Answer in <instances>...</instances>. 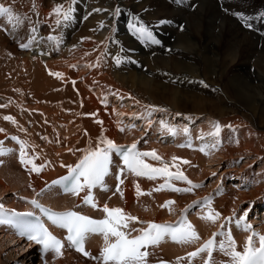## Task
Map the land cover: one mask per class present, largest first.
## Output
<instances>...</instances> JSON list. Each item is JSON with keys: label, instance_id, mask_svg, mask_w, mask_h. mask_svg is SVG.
<instances>
[{"label": "bare ground", "instance_id": "bare-ground-1", "mask_svg": "<svg viewBox=\"0 0 264 264\" xmlns=\"http://www.w3.org/2000/svg\"><path fill=\"white\" fill-rule=\"evenodd\" d=\"M3 1L4 6L9 5V1L16 2ZM18 2L21 3L19 8L22 14L32 7V12L38 14L35 23L47 24L49 31L46 34L35 32L36 40L30 41L34 45L29 47L27 53H20L9 45L11 43L8 41L14 38L15 30L14 33L9 32L10 37L5 38L0 34V105H7L0 107V129H4L0 132V141L3 148L12 150L0 155V204L4 209L15 211L31 208L33 198L55 207L78 206L87 190L79 195L62 194L50 185V181L68 172L67 166H75L84 150L95 148L101 135L115 143L138 142L139 130L143 127L149 130L151 125L153 133L150 131L149 149L155 150L169 163H173L172 157L189 161L190 164L176 161L188 177L196 174L202 180L208 179L209 172L214 168H209L208 161L214 165V160L229 161L243 155L252 163L264 158V18L260 15L264 13V5L260 9L243 12L253 18L250 21L252 27L248 28L232 15L234 9L222 0H195L197 5L194 11L173 8L163 0H74L71 4L75 9L72 22L69 20L59 25L56 16L50 13L55 5L69 6L70 0ZM116 8L120 9L118 16L113 15ZM94 9L105 11L95 12ZM18 17L24 21V15ZM139 17L159 43L142 39L130 28V24L140 23ZM185 20L187 26L183 31L173 26L174 21L183 23ZM82 22L86 25L81 26ZM101 23L104 27H100ZM68 24L74 26L68 28ZM0 27L6 28L5 25ZM21 32L26 40V30ZM118 56L124 58L119 65L115 59ZM50 73H62L63 76L58 78ZM103 96L109 97L110 102H101ZM149 106L167 111H155L151 119L147 115ZM122 114L136 117L141 128L136 126L129 129L121 124L119 116ZM202 114L209 116L197 117ZM5 116L13 117L16 123L4 120ZM161 121L174 124L179 138L166 134ZM217 121L222 126L220 143H224L221 148H213L216 140L208 135ZM190 125L194 131L189 130V135H185L183 129ZM228 125L232 126L231 129ZM10 134H18L22 141H26L30 146L27 148L28 155L38 157L34 160L37 166L44 165L39 174L30 170L31 165L25 167L20 163V145L8 139ZM194 134L197 141L192 137ZM162 137L176 144L187 141L188 137H192L194 143H200L203 137V143L209 144V158L198 150L181 152L175 145L161 147L157 143ZM145 163L162 166L147 157ZM195 165L200 169L194 168ZM234 169L229 166L219 178L224 180L223 173ZM170 171H175V168H170ZM240 176L237 174L233 179L237 180V185L243 184L244 179ZM112 179L109 178L108 183ZM122 180L120 189L123 196L110 188L107 192H98L95 201L98 209L107 204L138 218L130 222V228L143 229L148 222L174 220L186 209L183 205L177 212V202L192 199L186 195L171 196V191L167 190L154 191L165 183L164 177L149 180L126 172ZM253 180L255 182L251 181L249 194L245 192L231 196L223 191L216 198L209 196L212 198L211 207L221 214L217 220L220 223L200 218L208 208L202 209L196 217L190 214L188 221L195 227L200 239L190 244L163 241L151 248L148 263L170 259L173 264H178V261L179 264H188L186 254L225 224V218L231 217L240 203L263 194L261 175ZM136 184L142 192H150L151 195L137 197ZM11 193L19 194L18 198L14 195L9 198ZM197 193L202 195L200 190ZM167 200L175 202L170 206L171 211L168 207H161ZM87 208L94 214H105L98 209ZM256 211L257 219L254 221L259 226L254 231L264 235V207ZM143 218L146 223L141 222ZM228 227L237 250L242 252L251 232L231 224ZM137 233L139 231L131 232ZM222 239L225 237H217V241ZM254 243L259 247L258 239L254 238ZM242 246L243 249H240ZM103 247L105 242L102 235H90L88 249L91 257L96 259L83 257L66 247L60 256L48 251L46 262L39 263L35 252L25 249L21 239H16L9 226L0 225V261L3 254L9 258L12 253L20 254V249L24 251L19 256L24 264H103L100 259ZM14 256L11 259L15 261ZM200 257L192 260V263L204 262L207 255ZM213 260L215 264H229V257L219 251L213 253Z\"/></svg>", "mask_w": 264, "mask_h": 264}, {"label": "snow or ice", "instance_id": "snow-or-ice-1", "mask_svg": "<svg viewBox=\"0 0 264 264\" xmlns=\"http://www.w3.org/2000/svg\"><path fill=\"white\" fill-rule=\"evenodd\" d=\"M73 2L74 0H70V4L67 7L63 4H58L53 7L50 15L56 16L57 25L72 19L73 12L75 11L71 6ZM176 2L179 3L182 2V0H176ZM93 11L100 12L105 10L94 9ZM119 14L120 9L116 8L113 15L118 16ZM232 15L236 16L245 27H252L250 21L253 18L251 16H246L242 12H233ZM260 15L264 18V13H261ZM0 17H6L8 22L14 24V26H18L22 23L20 18L13 14L10 7H6L2 4H0ZM161 23H164V21H161ZM129 26L142 39L152 43H159V41L154 38L153 32L142 22L138 24L133 23ZM100 27H104L103 23H101ZM32 31L35 32V29H32ZM32 39H35V37ZM49 39L55 38L49 37ZM20 46L21 48L27 49L30 44H21ZM115 59L117 65H119L124 58L118 56ZM50 75H54L58 78H62L63 76L62 73H50ZM201 83L203 84L202 81ZM6 106L7 105H0V107ZM149 109L150 110L147 113L149 117L155 111H167V109H159L155 106H149ZM3 119L13 124L16 123L15 119L11 116H5ZM98 123L102 124L103 122L98 121ZM149 124H151L150 120ZM131 127L135 126L132 125ZM161 127L163 130L168 131L170 135L175 136L178 134V129L168 125L164 121H161ZM227 127L231 129L232 126L228 125ZM2 131H4V129H0V132ZM120 131H124V129L121 128ZM221 131L222 126L218 121L215 122L213 124V131L208 134L213 136L216 140V143L212 145L213 148H218L220 145ZM183 132L185 135H189V130L187 128L183 129ZM11 139L16 140L20 145V163L25 167L31 165L30 170L39 174L43 170L44 165L37 166L34 160L38 157H31L28 155L27 148L30 147L28 143L20 140L18 137H11ZM201 139H203V137H201ZM31 147L34 148L35 146ZM179 147L193 148V143L189 138L185 144L179 145ZM208 147V145L204 144L194 150L201 151L207 155L209 154ZM11 151V149H4L3 142L0 141V155H5ZM113 154L120 158L123 165V167L118 169L116 174V179L119 182L116 191L120 192L121 196H123V192L121 191L119 184H122L123 180L120 177L125 169L136 177H145L149 180L164 177L165 183L159 185L154 191L167 190L173 192H191L193 189L203 186L201 184H195L189 180L188 177L184 175L183 171H181L180 165L176 163L177 160H181L183 164H190L189 161L182 160V158L172 157L173 163L171 167L176 169L175 172H173L170 171L169 163L163 161L162 158L157 155L155 150H152L151 152H141L137 148V143H133L129 146H121L103 135L98 138L97 146L95 148L89 147L84 150L82 158L75 166H67L68 175L53 181L52 184L63 185L64 190L73 195H79L80 192L87 190L83 197L84 204L91 206L93 209H98V204L95 201L92 190L99 187L101 191H109V188L105 183V177L111 174L110 169L113 165ZM146 157L160 161L162 166L154 167L151 164L145 163ZM213 175H215V173H213ZM172 181H183L188 187H175ZM135 188L137 197L145 194L151 195L150 192L143 193L138 184L135 185ZM30 203L34 207L39 208L54 226L67 230V236L65 239L68 241L69 246L75 248L76 251L82 253L86 257H91V254L87 252L84 247L88 237L90 235H102L104 237L105 247L101 249L100 259H102L103 264H148L147 258L150 254L148 249L159 245L166 238L171 239L174 243L180 244L195 243L200 239L195 227L188 221L187 216L183 213L181 219L175 225L148 222L146 228L134 229L130 228V222L137 221L138 218L124 213L120 208H109L107 204H105L102 209H98L105 213V218L96 220L75 211L54 212L50 209L44 208L36 200L30 201ZM173 203L175 202L167 201L164 205H161V207H168L169 211H171L170 205ZM200 203V201H196L193 205H189V208L198 206ZM203 205L208 208V211L200 218L215 223L220 218L221 214L211 207L212 198H204ZM187 211L188 209H185L184 213H187ZM32 215L31 212L18 213L13 211L10 214L6 213L4 206L0 204V224H9L19 227L21 229L19 234L25 235L29 240L42 245L44 253L51 250L55 252L57 256L62 255L63 243L60 239L53 236L39 220L32 222L24 219L25 217H31ZM247 216L248 213L244 212V214L235 221L238 228H241L243 231L251 232V235L245 242V247L242 252L237 250V245L231 234V230L229 229L227 232L223 231L224 226L222 225V230L214 233L212 239H209L196 251L188 254L187 259L189 260V264H191L193 259L200 257L202 254L207 255L205 264H215L213 253L216 251L229 257V264H264V235H261L252 229V225L247 223ZM226 220L231 223L232 218L229 217L226 218ZM133 231H139L140 235L132 237L131 232ZM221 236L225 237V239L217 241L216 238ZM110 237L115 238V242H110ZM254 238L259 240V247L255 246ZM91 258L96 259L95 257Z\"/></svg>", "mask_w": 264, "mask_h": 264}, {"label": "rangeland", "instance_id": "rangeland-1", "mask_svg": "<svg viewBox=\"0 0 264 264\" xmlns=\"http://www.w3.org/2000/svg\"><path fill=\"white\" fill-rule=\"evenodd\" d=\"M18 1L17 0H16V2L15 1H9V6L11 7L12 12H13V14L15 16L24 15V21L22 23H20L15 28V31H16L15 32L14 31V28H9V26L5 25L3 23V20H1L0 21V26L5 25L6 28L4 29V28H1L0 27V34H1V36H4L6 38L7 36L10 37L9 36V32H13V33L15 32L14 33L15 34L14 38L9 39V41H8V42L11 43L9 45L13 46L14 49L16 51L20 52V53L21 52L22 53H27V52H29L28 51L29 48H27V49L21 48L20 45L21 44H28V42L30 43V41L34 42L36 40V37H37V35H35V32H43V33H45V32H47L49 30H47L48 29V25L47 24H45V23H42V24L35 23V21L37 20V15L38 14L32 12V9H33L32 7H30L28 10H25V13L22 14L23 12L19 8L20 5H21V3L18 2ZM163 1L167 2L173 8H176V9L184 8V9H188L190 11H194L196 9L195 7L197 5L196 4L197 2H195V0H182V2H179V3L178 2L176 3V0H163ZM222 1H224L225 3H228L234 9V10L232 9L233 11H235V12H242V13L243 12L254 11L256 9H260V7L264 5V0H222ZM0 4L4 5V1L3 0H0ZM125 8H127V7H125ZM129 12L131 14H133V15H136V13H134L133 10H129ZM186 12H187V10H186ZM184 14H185V16H187L186 13H184ZM161 17H165V16L164 15H161ZM177 17H181V15H178ZM139 19H140V17L138 18V20ZM72 20H73V18L70 20V22H72ZM143 21H144L143 19H140L139 20V22H142V23H143ZM169 24H171V23H169ZM79 25H81V23ZM84 25H86V23L85 22H82V25L81 26H84ZM72 26H74V24H68V28H71ZM173 26H175L176 28H178L179 31H183L185 29V26H187V21L185 20L183 23H181L180 21H174V25ZM23 29L26 30V33H25L26 40L23 39V34L24 33L21 32V31H23ZM32 29H35V32H33ZM75 30L77 31V29H75ZM33 37H35V39H32ZM27 39H29V40H27ZM44 39H45V36H44ZM33 45H34V43H30V46L29 47H32ZM232 73H235V72L232 71ZM236 73H238V71ZM182 114L183 113H181V115ZM170 115H172V114H170ZM183 115H187V114H183ZM190 116L192 117L193 115H190ZM206 116H209V115L208 114H202V115L197 116V117L198 118H201V117H204L205 118ZM159 117H161V116H159ZM198 118H196V119H198ZM151 119H153V115L152 114H151ZM117 124H118V117H117ZM137 124H139V122ZM170 126H173L174 127V124L173 125H170ZM152 127L153 126L151 125L150 126V129H149V131H151V132H152ZM138 128H141V127H138ZM187 129L190 130V132H193L194 131L192 125H190V127H188ZM141 130H145V128L143 127V129H141ZM145 131H147V130H145ZM121 132H123V131H121ZM164 132L166 134H168V131L164 130ZM150 135H151V133H150ZM148 137H150V136H148ZM192 137L197 141V138L195 137V134L192 135ZM192 137H188V138H192ZM178 138H179V136H178ZM185 139H187V138H185ZM195 140H192L193 141V144L198 145V147H199V144H201V145L206 144V143H203V142H205L203 139H202V141L200 143H194ZM141 143L143 144L141 146V148L144 147L146 149L145 150L143 148L145 151H147V152L148 151L149 152L152 151L151 149H149L150 147L148 146V143L150 144V139H149L148 143H147V140L146 139H141ZM223 143H224V141H222L220 143L219 148H221L223 146ZM166 144H168L167 146L175 145V147H177V145H179V143L176 144V143H172V142H167ZM206 145H209V144L207 143ZM195 147L197 148V146H195ZM178 149L181 152H186L187 150L188 151H193V150H190V149H184V148H180V147ZM200 153H202L204 157L209 158L208 157L210 155L209 152H208L209 154H207V155H205L203 152H200ZM253 158L254 157H251L250 159H253ZM1 160L2 159H0V166L2 165V161ZM246 160H247L246 156L241 155V156H235L234 159L233 158L232 159H229V161H228V159L227 160L224 159V160H221V161L214 160V162H216V164H214V165H212V163H210L212 161H208L209 168L210 169H211V167H214V168H212L213 171L209 172L208 179H206V180L200 179L198 177V175H196V174L195 175H191L190 177H188L185 174L186 172L181 169V171H183L184 175H186L189 180H191L195 184H201L203 186L202 187H199V188H195L191 192H173V191H171L170 192V195L171 196L178 195L179 197H185V195H186V197L192 198V199H190L188 201L187 200L186 201H182L183 203L181 201H178L177 204L179 203V206H177L175 208V210L178 212L179 209L181 208V206L184 205L183 207H185L186 209H188L191 212L190 214H194L193 216L196 217V215L198 213H200V211L206 210L207 207H201V208L199 207L198 208V206L203 202L204 198H206V197L212 196L213 198L214 197L216 198V196H219L218 194H222L223 191L225 192V194L228 193V195H231V196L234 195V194H237V196H238L240 193L242 194V193H245V192L249 194L250 189H252V187H251V181H252V183L255 182L253 179L256 178L257 175H261V180H262L261 183L264 182V170H262V167L264 169V158L260 159L258 162L257 161L256 162L252 161V163H250L249 160H247V161ZM163 161L169 163V161H167V160H163ZM158 163H160V161H158ZM203 163H202V165H203ZM169 165H170V168H172L171 167L172 163H169ZM218 165H220V166L218 168H216ZM229 166H231L233 168H236V169H234L235 171L232 170V171H228V172L223 173L224 174V180H223V178L220 179L219 177L221 176V173L224 172V170H227L229 168ZM181 167L182 166L180 165V168ZM194 168H196L197 170L200 169L198 165H195ZM173 172H175V171H173ZM213 173H215V175H213ZM237 174L241 175L240 177H242L244 179L242 185H237V183H236L237 180L236 181H233V179L235 178V176H237ZM175 182H176V183H174V186L175 187H178V188L188 187V185L185 182H183V181H175ZM244 185H247V187H244ZM198 190H200L202 192V195L201 196L198 195V193H197ZM13 195L16 198H18V196H19V194L15 195V193H11V194L8 195V197L9 198H13ZM196 201H200L201 203L198 206L189 208V205H193V203L196 202ZM251 201H253L254 203L253 204H250ZM170 206H172V205H170ZM247 207H248V209H247ZM262 207H264V192H263L262 195H260L256 199L246 200V201L240 203V205L235 209V211L231 213L232 214L231 217L232 218H235L236 215H241L242 213L248 212V211L250 212L251 217H252V212H253L254 213V217H253V219L251 217L250 218H251V220H253V222L255 224L254 219H257V213H258L256 211V209L257 208L261 209ZM244 210H246V211H244ZM224 221L227 222L226 218H225ZM141 222L142 223H146L147 221L143 218L141 220ZM217 223L219 224L220 222L217 221ZM225 224H222V225L224 226ZM222 225H220V226H222ZM258 226L256 225V228ZM240 249H243V246L240 247ZM23 252H24L23 250H20L19 249V253L20 254L16 255V253H12V255L9 258L6 257L7 254H5V256L3 254L2 256H3V258L4 257L5 258L4 259L2 258V260L0 261V264H3L2 262H4V261H5L4 264H24L22 258L19 257ZM14 255H16L18 257L14 256ZM12 256H14V258L16 259L15 261L13 260V258L11 259ZM20 260H22V261H20ZM19 262H21V263H19Z\"/></svg>", "mask_w": 264, "mask_h": 264}]
</instances>
